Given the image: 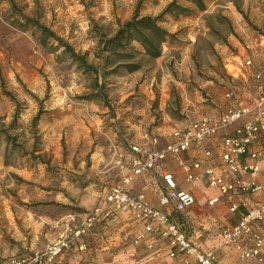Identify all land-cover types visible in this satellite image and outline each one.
Wrapping results in <instances>:
<instances>
[{"label":"rangeland","instance_id":"rangeland-1","mask_svg":"<svg viewBox=\"0 0 264 264\" xmlns=\"http://www.w3.org/2000/svg\"><path fill=\"white\" fill-rule=\"evenodd\" d=\"M13 1L19 11L37 17L77 53H85L87 61L94 65L99 63L94 56L98 47L92 29L94 23L101 26L103 31L111 33L119 23L132 16L138 2ZM170 1L143 0L140 12L157 15ZM179 3L194 7L184 0ZM16 13L7 0H0V123L7 126L18 108L19 127L9 131L15 137L14 143L25 151H30L36 145V149H40L36 153H42L48 162L39 163L30 156H22L11 147L7 149V143L0 134V213L4 215L0 220V249L2 244L20 249L15 235L29 231L20 225L25 217H33L34 213L58 219L65 216L58 222L60 228L69 212L84 215L88 212L74 205L39 201L48 196L44 194L48 185L55 186L59 199L67 203L72 200L64 193V187L71 183L81 187L86 168L85 163L81 164L84 158L82 153L89 148V143L88 140L84 141L85 138L82 140L80 129L73 130V127L83 123L87 129H93L90 123L95 124L99 120L95 108L97 104L106 103L108 107H105L112 113L111 117L118 115L116 119L119 121L124 116H135L137 107L144 108L145 114H148L147 129H153V136L157 137L158 132L172 131L190 120L198 119V116H208L216 107L215 98L223 99L225 96L233 100L234 95L243 91L245 81L240 80V74L230 76L226 64L235 65L239 60L250 59V69L264 68V0H206L205 11L193 8L190 16L165 15L162 25L168 31L177 33L176 40L163 44L161 55L155 59H141L142 56H139L142 67L134 71L132 76H126L125 73L105 79L98 78L100 83L105 81L103 97L88 100L87 95L95 91L92 87L96 78L94 74L84 73L78 62L72 60L67 52L56 48L55 40L47 39L43 44L39 41L37 30H21ZM196 18L197 24L194 22ZM207 23L227 41V45L217 41L216 34L207 28ZM254 42L257 46H246ZM185 47H188L186 52ZM140 80L146 83L153 81L146 88L150 91L148 95L135 84ZM253 82L255 86L256 81ZM3 89L8 90L20 104L15 105ZM227 93L232 96L227 97ZM188 100L201 101L207 106L206 111L185 107ZM79 108L84 109L83 115L82 112L79 116L73 115V110ZM37 113L40 119L33 129L30 121ZM111 117L108 116L103 122ZM157 127L159 130L155 129ZM87 131L90 140L100 138L94 136L92 139V130ZM128 133L131 138L132 132ZM102 137L105 138L104 135ZM22 173L42 175L34 182L33 176L28 180ZM50 176L55 177L51 183ZM80 221L81 218L75 220L74 225ZM75 244L70 248H74ZM84 244L77 245V249L83 250L86 246ZM45 248H33L25 254Z\"/></svg>","mask_w":264,"mask_h":264},{"label":"crops","instance_id":"crops-1","mask_svg":"<svg viewBox=\"0 0 264 264\" xmlns=\"http://www.w3.org/2000/svg\"><path fill=\"white\" fill-rule=\"evenodd\" d=\"M197 20L198 18L194 20L196 24ZM246 46H257V44L254 42ZM184 50L185 52L188 51V47H185ZM262 69L264 70V68ZM254 72L255 69L252 70L248 67L246 74H240V80L246 83L243 86V91L239 93V95H242H234V99H237L240 104L249 103L254 98ZM134 74L135 72L127 73L126 76ZM152 80L150 83L140 80L135 84L138 87H142L140 91L143 90L148 95L150 91H147L146 88L153 84ZM214 101L216 107L208 116H217L227 110L228 107L234 105V100L226 99L225 96L223 99L215 98ZM191 102L188 100L185 107L188 106L187 108L194 111H203V109L206 111L207 106L205 107V104L201 103V101ZM89 105L92 106V102ZM95 108L98 112L99 120L95 124L89 122L92 124L93 129H87L83 123H77L75 128L73 127V130L80 129L82 140L85 138L84 141L88 140L87 143H89V148L84 151L85 153H82L84 158L81 164L85 163L86 168L82 165L85 168V176L82 177L81 187L73 186L72 183L64 187V193L72 200L67 203L64 199H59L55 186L48 185L44 191V194L48 196L44 200L40 199V203H60L78 206L85 211L91 210L100 202V193L102 191H106L115 185H123V178L130 174L127 168L120 169L118 167L117 160L122 158L125 163H128L132 156L130 151L131 144L149 143L151 137L155 134L153 129L150 131L147 129L148 114H145L144 108L139 109L137 107L134 111L135 116L121 117L122 121L116 119L118 115L111 117L110 114L112 113L103 106V103L97 104ZM83 110V108L75 109L72 114L79 116L82 112L83 115ZM73 115L72 118H74ZM108 116L111 118L107 122H103ZM200 117L202 116H198V119ZM121 124H123L122 127H120ZM155 129L159 130V127ZM83 130H86V132H83ZM87 130H92V139L94 136L100 138L90 140L91 136ZM123 130L126 133H123ZM129 131L132 132L131 138L128 136ZM228 132H232V128L226 132H217L208 138L206 147L213 148L216 151L220 150L222 138ZM170 133L171 131L168 130L156 133L158 147H162L171 139ZM263 143L264 132H260L259 137L254 142V146H260ZM113 144H115V148L112 147ZM184 156L189 161L203 158L201 151L195 148L186 151ZM239 161L248 163L250 160L243 155L239 158ZM212 163L217 165L219 163L218 158H214ZM259 168L260 173L254 177L249 173H237L234 175L240 182H254L263 186L262 189L255 193L243 191L239 185L234 184V181L229 176L224 175L225 180L233 182V188L229 193L233 195V200L237 204V209L234 212L230 211V202L225 195L220 193L218 187L209 186L205 179L195 182L187 181L183 171L171 156L158 163L151 171L135 175L128 184H125V190L130 193H144L152 206L161 207L159 198L164 190L162 175L166 172L172 173L177 183V188L191 192L195 201L185 211H177L172 207H164L163 209L168 212L173 221L180 225L192 243L203 251L214 252L219 264H264V246L262 249L263 260L261 262L246 260L241 257V250L243 247L252 244V239L241 241L239 246H222L220 234L224 225L236 223L256 201L264 202V180L261 177L264 174V160L260 161ZM22 174L28 180L33 176L34 182L39 178V175H42V173ZM49 178L51 183L55 177L50 176ZM215 197L218 200L210 204L209 201ZM84 217V213L69 212L64 219L65 222L61 223L60 228H58V222L63 220V218L58 219L51 215L43 216L41 213H34L33 217H25L20 226L29 231L26 234L17 233L15 235V240H17L20 249H12L13 247L10 248L9 244H2L0 263L7 264L14 257L26 255L25 252L27 250L47 247V245L76 226L77 224L74 225L75 220L79 221V218H81L82 221ZM2 218H4L3 212L0 213V220ZM9 222H11V219H9ZM254 230L263 233L264 224L261 222L255 223ZM28 236L29 240H27ZM82 237L84 239H77V244H75L77 240L73 242L75 244L74 248L69 247L62 250L51 264H174L179 258V256L171 257L169 255L170 246L168 239L161 237L157 231L146 232L144 222L137 219L132 211H115L109 219L95 223ZM81 243H85L84 245L86 246L83 250H78L77 245H81Z\"/></svg>","mask_w":264,"mask_h":264},{"label":"built area","instance_id":"built-area-1","mask_svg":"<svg viewBox=\"0 0 264 264\" xmlns=\"http://www.w3.org/2000/svg\"><path fill=\"white\" fill-rule=\"evenodd\" d=\"M228 65V66H227ZM251 60H239L235 65L226 64L230 76L246 74L251 67ZM231 67V68H230ZM256 81L254 98L251 102L240 104L234 99V105L217 116H202L188 121L182 127L174 128L171 139L162 147L157 146L156 136L149 143L131 144L132 156L128 163L122 158L117 160L120 169L127 168L130 174L123 178V185H115L100 193V202L89 210L82 221L71 228L66 234L47 245L44 250L33 251L29 255H21L10 259L7 264H51L55 257L64 249H68L75 240L85 235L95 223L111 217L115 211H132L137 219L144 222L146 232H159L160 236L168 239L169 255L177 257L174 264H219L214 252L203 251L186 236L183 229L173 221L165 207L177 211H185L195 199L191 192L178 189L172 173L162 175L164 190L159 198L161 207H154L144 193H130L125 190V184L138 174L151 171L154 167L171 156L183 171L185 179L190 182L205 179L211 187H218L220 193L230 202V211L237 209L233 195L229 191L233 182L224 179V175L239 185L243 191L255 193L263 186L254 182H240L235 174L249 173L252 177L260 173L259 163L264 160V143L254 146L260 132H264V70L257 69L253 73ZM231 97V93L226 94ZM232 132L224 135L220 150L206 147L208 138L217 132ZM115 148V144L112 145ZM191 148L201 151L203 158L187 160L185 152ZM249 158L248 163L239 161L241 156ZM218 158L217 165L212 163ZM264 180V174L261 175ZM217 197L209 201L213 204ZM264 224V202L256 201L236 223L226 224L221 228L222 246H239L241 241L252 239V244L243 247L241 257L261 262L264 246V232L254 230V224ZM1 264V263H0Z\"/></svg>","mask_w":264,"mask_h":264},{"label":"trees","instance_id":"trees-1","mask_svg":"<svg viewBox=\"0 0 264 264\" xmlns=\"http://www.w3.org/2000/svg\"><path fill=\"white\" fill-rule=\"evenodd\" d=\"M7 1L10 7L17 11L16 18L20 22L18 24L21 30L29 28L37 30L39 32V41L43 44L46 43L47 39L55 40L56 48H62L64 52H67L72 60L78 62L80 69L84 73L90 72L94 74L96 78L92 87L95 91L87 95L86 99L88 100L103 97L102 90L105 81L100 83L98 78L102 77L105 79L108 76H118L137 71L142 67V58L149 60L159 57L162 53V45L173 43L176 40L177 33L168 31L162 25L165 15L172 17L179 14L190 16L193 8L199 11H205L206 9V0H184L194 7L182 5L179 3L180 0H171L157 15L142 14L140 6L143 0H138L132 16L126 21L119 23L117 28L111 33L103 31L101 26L94 23L92 29L95 31L94 38H96L98 46L94 56L99 60L98 65H94L87 61L85 53H77L70 44L58 36L49 26L40 22L37 17L25 15L17 9L13 0ZM207 28L216 34L218 42L228 44L208 23ZM139 56H142L141 59H138ZM3 92L15 105L18 106L20 104L18 99L8 90L3 89ZM103 106L108 107L106 103ZM19 112L17 108L7 126L0 123V134L3 135L7 143L6 148L9 149L11 147L12 150H16L22 156H30L32 160L35 159L39 163L46 164L48 161L44 159L43 154L36 153L37 150H40L36 149V145L30 151H25L14 143L15 137L9 131L19 127L17 126ZM39 113L30 121V126L33 129L36 128L40 119Z\"/></svg>","mask_w":264,"mask_h":264}]
</instances>
